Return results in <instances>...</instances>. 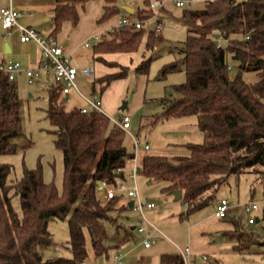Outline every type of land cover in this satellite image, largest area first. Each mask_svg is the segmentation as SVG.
I'll return each instance as SVG.
<instances>
[{"label":"trees","instance_id":"1","mask_svg":"<svg viewBox=\"0 0 264 264\" xmlns=\"http://www.w3.org/2000/svg\"><path fill=\"white\" fill-rule=\"evenodd\" d=\"M91 1L95 0H55L49 36L56 37L67 21L76 23L79 8L85 9ZM119 12L117 0H105L100 21ZM150 12V7L148 12L141 11V21L150 17ZM181 19L188 28L183 58L164 65L156 78L164 80L184 72L186 81L172 87L179 98L159 99L163 109L153 115L152 124L196 115L204 141L187 144L185 154L172 158L146 154L138 174L165 181L164 192L182 191L185 216L214 203L217 191L232 176L255 174L264 185V0H206L203 9H186ZM141 30L118 27L104 34L94 46V55L138 52ZM155 35L148 38L150 48ZM96 59L119 67L101 57ZM151 60H142L135 71L148 75ZM119 68L117 73L95 79L93 89L96 84L107 87L125 79L130 68ZM246 73L256 74L257 80L245 81ZM49 91L47 118L55 127V145L63 153V190L46 183L40 167H25L21 179L14 180L13 165L0 162V264H82L87 256V236L96 254L107 252V223L114 225V214L127 209L124 204L117 207L120 198L104 201L99 191L103 181L115 184L127 180L124 169L134 153L125 145L126 131L112 124L102 111L65 110L62 90L54 86ZM21 133L18 87L0 70V157L17 152L15 139ZM16 196L20 211L13 204ZM53 220L68 222L71 258L44 260L39 253L40 247L53 243L48 229ZM230 223L233 228L226 235L236 241V251L249 249L253 241L264 247V234L257 239V234L247 233L240 222L231 219ZM125 231L126 237L130 236ZM160 264L186 263L182 254L175 252L162 254Z\"/></svg>","mask_w":264,"mask_h":264},{"label":"rangeland","instance_id":"2","mask_svg":"<svg viewBox=\"0 0 264 264\" xmlns=\"http://www.w3.org/2000/svg\"><path fill=\"white\" fill-rule=\"evenodd\" d=\"M177 1H183L185 6L177 7ZM205 1L117 0L120 12L108 21L113 22L130 17L133 22H142V41L136 54L143 60L152 59L148 75H140L135 69H130L125 79L112 82L107 87L96 84L93 89V83L98 77L96 70V77L85 76L84 79H81L79 89L72 90L70 100L63 103L65 110H72L76 107L91 109V101H100V110L110 117L112 124H118L125 116L129 117L131 128L126 131L125 145L130 152L135 154L132 136L140 139L138 167L146 154L166 155L172 158L185 154L187 144H201L204 141V134L199 127L196 115L165 120L155 125L152 122L153 115L163 109L159 99L179 98L180 95L175 93L172 87L186 81L184 72L170 74L164 80L156 78L164 65L183 58L181 49L188 30L187 25L181 19L183 12L186 9H203ZM95 2L98 3L97 5L104 4V0H95ZM154 2L162 3L163 8L152 10L151 15L149 14L150 17L141 21V11L148 12L149 5ZM87 5L85 9L79 10V22L82 12L87 10ZM125 8L133 9L134 13L129 14ZM156 13H160V16H154L157 15ZM48 18L50 16L43 22L44 28L48 29L52 26L53 30L54 17L50 18V21ZM65 24L68 26V23H63L57 34L60 36L59 41L63 37ZM158 25L162 27L161 32L155 35L154 46L150 48L147 46L148 38L155 33ZM69 40L70 37L67 38V43ZM93 53V45L91 48L80 46L76 48L71 62L79 69L90 67L85 66L84 63L91 61ZM243 78L245 81L253 83L257 80V75L246 73ZM30 94H33L32 98ZM124 103L127 104V107L125 110H121ZM48 104V90L38 83L28 84L21 104L22 133L15 139L17 152L1 156L0 162L13 165L14 171L11 179L14 180L21 179L25 167L28 169L40 167L43 171L44 181L56 185L58 190L62 191L64 158L62 151L55 145L57 135L55 127L47 118ZM146 144L150 146L149 151L144 150ZM128 165L124 169L127 179L130 171ZM256 176L255 174L232 176L219 188L216 199H227L233 209L227 219H220L215 214L217 200L197 212L182 216L187 212L186 205L183 201H176L172 192L163 191L167 185L165 181L149 180L144 175L138 174L137 185L143 202L155 205L153 209L146 207L144 209L145 217L150 223L148 232L152 233L156 229L151 238V248L147 249L143 245V241L147 237L146 231L132 230L143 220V214L126 206L127 209L114 214L116 225L107 223V252L96 254L90 238L87 236L85 262L87 264H114L115 257L119 255L124 258L125 264H129L130 260L125 258L127 249L134 252L135 258H141V264H160L162 254L179 252L190 246L192 257L194 259L196 256L197 264H264V247H260L253 241L248 247L249 249L238 252L234 249L236 241L226 235L233 228L230 223L232 219L240 222L247 233L255 232L257 234L255 238L260 239L263 236L264 185L260 179L257 180ZM127 183L129 187L135 185L129 179ZM208 195L209 193L205 197ZM126 196L124 200L127 201ZM100 197L104 200L103 193H100ZM253 202H257L259 210L250 214L246 213L244 206ZM13 204L20 211V201L17 196L14 198ZM123 204L120 201L117 207ZM250 217H256L259 221L250 225L248 223ZM118 226L120 228L117 230ZM48 229L53 236V243L39 248L42 258L44 260L57 256L71 258L68 222L50 221ZM125 230L129 232L130 236L126 237ZM124 241L125 249L121 247ZM203 256L209 258L208 262L202 260ZM193 259L189 264H196V262L193 263Z\"/></svg>","mask_w":264,"mask_h":264},{"label":"built area","instance_id":"3","mask_svg":"<svg viewBox=\"0 0 264 264\" xmlns=\"http://www.w3.org/2000/svg\"><path fill=\"white\" fill-rule=\"evenodd\" d=\"M177 7H184L185 3L183 1H177L176 2ZM151 10H156L158 8H163V4L159 2H154L149 5ZM157 15L154 16H160V13H156ZM21 16V13L16 10L11 4L8 6L3 7L0 10V19H1V26L2 29L6 33H12L14 30L19 31L20 34V41L22 43H29V42H36L43 54V61L40 63V65L37 68L34 69H26L23 70L21 67V64L18 62L9 63L7 64L3 71L7 74L10 81H15L18 74H20L22 71L25 72V76L27 79V83L29 85H33L35 81L41 76L43 73H50L53 76L54 82L57 85L61 86L62 92L64 95H68L72 90L79 89L78 87V77L80 75L82 76H93L94 75V69L91 67H85V68H78L77 65H73L71 62V57L67 56L65 54V50L62 44L57 40L56 37L45 35L41 30L32 28V27H24L19 23V18ZM160 24V23H159ZM118 27H130L134 30H140L143 28L142 22H133L130 17H124L122 20H119ZM162 27L158 25L155 34L158 35V33L161 32ZM100 40L99 37H94L88 40L85 43V47H91L92 43L98 42ZM222 44V42H220ZM229 69H232V66L229 65ZM92 108H82V113H89L91 110H100L101 102L100 101H91ZM120 128L127 131L131 128V119L127 116L121 118L120 122L117 124ZM133 143L135 148V154L134 157L127 161L128 167H129V174L128 179L132 180L135 185L129 187L128 186V179L126 181L124 180H117L115 184L107 183L106 181H103L101 183V187L99 191L103 193V197L105 200H112L115 198H120L121 201H123L125 206H128L130 202H133L134 206L132 209L139 211L143 214V220L140 221L137 224L136 229H138L139 232H147V237L144 240V246L146 248L151 247V238L155 234L156 229L154 232L149 233V221L145 217L144 209L145 207L147 209H153L155 205L150 202L144 203L138 190L137 185V175H138V149L140 147V139L137 137H133ZM144 150L149 151L150 146L148 144L144 145ZM127 195V196H126ZM125 196L128 198L127 201L124 200ZM231 209V204L227 199H221L218 201L217 204V216L220 219H226ZM259 205L257 202H253L251 204H246L244 206V211L248 214H250L253 211H258ZM257 222L256 217H250L248 219V223L250 225H253ZM184 260L185 263L188 264L192 258V251L190 246L185 247L184 249L179 251ZM202 260L204 262H208L209 258L207 256H203ZM82 264H87L86 262H83ZM114 264H125L124 258L122 256H116Z\"/></svg>","mask_w":264,"mask_h":264},{"label":"crops","instance_id":"4","mask_svg":"<svg viewBox=\"0 0 264 264\" xmlns=\"http://www.w3.org/2000/svg\"><path fill=\"white\" fill-rule=\"evenodd\" d=\"M12 5L16 10L21 13L19 18V23L24 27H32L41 30L45 35H50L52 31L51 28L45 29L43 22L44 20L50 16L54 17V7L55 0H0V10L8 5ZM95 1H91L87 5V10L83 11L81 14V21H67L64 26V32L62 34V39L60 40L64 47L65 54L72 58L76 48L82 46L85 47V43L94 37L101 38L104 34L112 33L116 28H118L119 20H114L113 22L107 21L101 23L99 17L103 15L104 4L97 5ZM86 8V7H85ZM81 11V8H79ZM48 18L50 21L51 19ZM67 32V33H66ZM60 36H56L59 41ZM70 37L69 43H67V38ZM66 38V41H65ZM59 41V42H60ZM98 42H94L92 45L95 46ZM82 44V45H81ZM9 46V52H6L5 46ZM92 47V46H91ZM88 47V48H91ZM87 48V47H86ZM101 57L105 61L113 64H117V66L128 67L130 69H135L143 59L137 56L135 53H109L104 55H92L91 61L85 62V66H90L94 69L93 77H96V70L98 71V78H102L106 75L114 74L120 71L119 67L109 66L101 61H98L96 58ZM43 61V54L40 46L36 42L22 43L20 41L19 31L14 30L12 33H6L1 26L0 19V70H3L4 67L9 63L18 62L21 64L23 70L26 69H34L37 68L40 63ZM85 76L80 75L78 77V86L81 79H84ZM117 81V80H116ZM15 82L18 87L19 97L21 100V104L23 101V96L27 90V79L25 76V72L22 71L17 75ZM115 82V81H114ZM41 84V86L48 90L53 89V87H57L61 89V86H57L53 80V76L50 73H43L41 76L35 81L34 84ZM51 83V85H49ZM33 84V85H34ZM62 90V89H61ZM65 101H69L71 98V92L68 95H62ZM86 96V95H85ZM30 97H33V94H30ZM66 97L68 99L66 100ZM76 108H84V107H76ZM217 200V204H218ZM123 203V201H122ZM232 206L227 218L232 214ZM217 212V210H216ZM216 214V213H215ZM217 215V214H216ZM226 218V219H227ZM136 229L135 227L132 230ZM145 240V239H144ZM144 245V241H143ZM125 241L122 243V246L125 249ZM145 247V246H144ZM146 248V247H145ZM151 248V247H150ZM147 248V249H150ZM191 248V247H190ZM125 258L129 259V264H141V258L134 257V252L126 249ZM192 251V250H191ZM133 254V256H132ZM193 257L191 258V260ZM196 256H194L193 263H195ZM189 264V263H188ZM197 264V262H196Z\"/></svg>","mask_w":264,"mask_h":264},{"label":"water","instance_id":"5","mask_svg":"<svg viewBox=\"0 0 264 264\" xmlns=\"http://www.w3.org/2000/svg\"><path fill=\"white\" fill-rule=\"evenodd\" d=\"M125 9L129 12V14H133V13H134V10L131 9V8H125ZM217 38H218V36H217ZM5 48H6V52H9V51H8V50H9V46L6 45ZM234 59L237 60V57H235ZM67 99H68V97H66V100H67ZM126 107H127V104L124 103L123 106L121 107V110H125ZM139 172H140V169L138 170V173H139ZM172 195L175 197V200H176V201H181L182 198H183V193H182V191H180V190H178V191H173V192H172ZM133 206H134L133 202H130V203L128 204V207H129L130 209H132ZM258 221H259V220L257 219V222H258Z\"/></svg>","mask_w":264,"mask_h":264}]
</instances>
